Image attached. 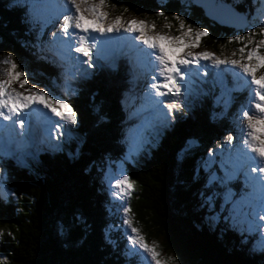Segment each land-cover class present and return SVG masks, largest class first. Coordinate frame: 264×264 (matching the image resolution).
<instances>
[{"label": "trees", "instance_id": "trees-1", "mask_svg": "<svg viewBox=\"0 0 264 264\" xmlns=\"http://www.w3.org/2000/svg\"><path fill=\"white\" fill-rule=\"evenodd\" d=\"M216 1L244 14L248 26L242 31L218 26L191 0L189 6L181 0H108V5L121 15L159 19V25H175L173 17L180 15L186 24L209 33L201 47L222 55L243 46L229 43L234 36L259 30L264 0ZM26 3L32 0H0V47L60 92L78 122L67 126L59 150L30 148L22 163L0 157V260L6 264H151L143 252L128 246L122 228L128 219L147 242L155 240L184 264H264L261 236L255 229L249 233L242 216L226 221L229 213L221 212L229 189L239 199L243 179L229 181L227 188L216 179L225 175L217 150L228 146L218 145L228 135L236 145V119L240 109L247 107L249 92L241 79L233 80L224 68L218 78L206 70L202 84L198 79L185 92L186 99L181 94L184 111H174L167 118L160 113V119L141 129L129 147L127 99L131 104L135 92L127 58L137 53L136 48L123 40V46L128 45L115 65L96 63L86 75L63 83L62 72L47 51L51 26H41L38 32V25L26 23L18 7ZM159 12L165 15L157 16ZM254 18L257 24L251 23ZM209 149L214 156H209ZM116 166L135 185L130 200L109 193ZM225 167L231 170L230 164ZM125 208L130 211L125 213ZM217 215L218 219H211Z\"/></svg>", "mask_w": 264, "mask_h": 264}, {"label": "snow or ice", "instance_id": "snow-or-ice-1", "mask_svg": "<svg viewBox=\"0 0 264 264\" xmlns=\"http://www.w3.org/2000/svg\"><path fill=\"white\" fill-rule=\"evenodd\" d=\"M107 3L108 0H64L61 4L57 0V3L53 5L50 0H32L31 4L26 3L18 7H22L25 22L30 25L44 26L48 23H58V31L51 33L53 42L65 46L69 53L74 51L79 54L76 60L86 63L88 68L95 67L97 60L108 59V54L101 47L105 42H97L93 33L106 36L123 30L125 33L134 34L131 37L132 40L140 41L151 50L145 52L133 45L139 56L152 65V80L156 82L152 83L150 88L154 90V95L146 93V96L155 104L156 110H159L161 105L167 109L166 118L173 117L174 111L183 112L185 109V105L179 99L185 90V85L181 83L187 78L184 69L198 64L201 59L211 60L215 67L230 65L232 68L239 69L243 77L247 78L244 79V85L249 92L248 105L241 109V119L247 122L245 126H241L243 146H233L228 149L227 160L221 161V168L224 169L225 175L216 179L227 188L229 181L243 176L244 185L239 193V199H236L237 194L229 189L221 205V212L229 213L224 217L226 221L233 220L237 214L242 216L248 231L255 229L256 234L264 237V22H261L258 31L253 30L247 35H236L229 41V43L237 42L243 45L232 53L234 57L238 53L239 58L221 59L207 51L199 53L191 51L197 48L202 38L209 33L204 28H193L192 25L186 24L180 15L174 16L173 19L178 23V31L181 34L168 35L156 32L154 23L149 24L143 20L124 21L119 16L110 20L109 13L103 11ZM156 15L163 17L165 14L159 12ZM164 27L170 30L172 25L166 23ZM257 35L262 38L254 39ZM73 38H75L74 43ZM79 57H83L84 60L80 61ZM0 64L7 66L3 71L4 78H0V121L5 122L3 129L8 134V142L14 146L13 156L17 151H23L32 136L31 129L28 127V117L34 106L42 107L58 118V121H64L68 125L77 124L76 112L62 98H54L44 89L36 90L35 87L27 89V94L12 87L13 84H19V87L23 89L28 80L26 72L18 70L20 66L11 53L0 60ZM169 96L176 98L166 104L163 99H156ZM17 127L19 133L16 132ZM51 129L55 130L56 138L59 139L63 131L61 124L52 122ZM48 134L49 136L52 134L50 129ZM233 140L234 137L228 135L224 144L218 147L224 148L225 144L233 145ZM214 155L215 151L209 149V156ZM226 164L231 165L230 171L225 167ZM113 187L118 189L121 195H130L132 181L127 175H123L122 178L115 180ZM229 204L232 208L227 207ZM209 207L211 208L212 205L209 204ZM124 211L127 213L130 209L125 208ZM218 218V215L211 217V219ZM124 224L131 227L132 222L125 219ZM231 226L234 229L237 228L235 223ZM240 230H244L243 225H240ZM2 235L3 230L0 229V236ZM129 241L147 254L152 264H169V261L173 259H160L156 246H150L145 237L140 234V230L135 227H131ZM261 251H264V248ZM0 264H6V261L0 260Z\"/></svg>", "mask_w": 264, "mask_h": 264}, {"label": "rangeland", "instance_id": "rangeland-1", "mask_svg": "<svg viewBox=\"0 0 264 264\" xmlns=\"http://www.w3.org/2000/svg\"><path fill=\"white\" fill-rule=\"evenodd\" d=\"M181 1L186 6H189L188 5L189 4L188 3L189 0H181ZM59 2L61 4H63L64 0H59ZM103 11H106V12L109 13V19L110 20L114 19L117 16L121 17V19L124 20V21L132 20V19L143 20V21H145V22H147L149 24L154 23L156 25V29L155 30L158 33H164V34H168V35H180L181 34L178 31L179 25H178L177 22H176L175 25H173L171 23H168V22H164L161 25H159L157 23V21L159 19H151L150 20L149 18L138 17V16H135L134 14H130V13H126V14L121 15V14L117 13L116 9L111 8L108 5V3L104 7ZM166 23L172 25L170 30L164 27V25ZM251 23L252 24H257V19L254 18ZM38 28H39L38 32H41V26L38 25ZM58 29H59V24L56 23L52 32H56V31H58ZM52 32H49V34L46 35L47 36L46 39L47 40L50 39L51 42H52V45L50 46V48L48 46L47 51H49V53L55 54L56 58L60 59V61L63 64L64 68H67L69 66L70 70L67 71L68 73L65 74L66 79L68 80V79L75 78L74 76L76 74H81L82 73V74L86 75V71H88L87 70V68H88L87 64L86 63H80V62H78L76 60V58H77V56L79 54L75 53L74 51L69 53L68 49L65 46L59 44L58 42H53V38L51 36ZM93 35L96 36L97 42L98 41H104L105 42L103 45H101V47L104 48L106 53L108 54V59H100V60L96 61L100 65H107V66L115 65L116 60L121 56L122 51L128 45V44H126L123 47V44H122V47H120V41L124 40V39H128L129 40V45L130 46H132L133 44H137V45L141 46V48L143 50L151 51L150 49H147L140 41L132 40L131 37L134 34L125 33V32H123V30H121V32H119V33H112V34H108L106 36H100L98 33H93ZM117 38H120V39L117 41L116 40ZM74 42H75V38H73V43ZM200 44H202V42H200ZM200 44H199V46L197 48L191 49V51H193L194 53L207 51V52L213 53L215 56H217V57H219L221 59H224V58H239V54L238 53H237V55L235 57L232 55V53L235 52L236 50H234L233 52H229L228 50H226L224 54L220 55L217 52H214L212 50L205 49V48L201 47ZM165 46L167 48V45H165ZM249 47H251V45H249ZM60 49L63 50L62 53L59 51ZM111 50L113 51V54H112ZM0 53H1L0 54V60H3L11 52L8 51L6 47L2 46V47H0ZM63 56H64L65 59H62ZM133 57L136 58V63H135L134 70L135 71L137 70V72L141 71L143 73V74H141V77H139L140 75H138V73H137V77H135V78H140L141 79V80H137L136 79V82H139V83L135 84L136 86L134 87L135 97H136V91H137L140 94V98H139L140 99V104H142V107H140V109L143 110L145 106L149 107L151 112L147 113V117H150L149 119H154L152 117L153 116V112H158V111L162 112L164 108L161 105L159 110H156L155 104L152 102V100L148 96H146V93L154 95V90L150 88V85L152 83L156 82V81L152 80V74H153L152 73V65L150 63H147L145 65H141L143 63L140 62L139 57H137L136 55H133ZM13 59L20 66L18 70H24L26 72V74H27L26 78L28 80V83L25 86V88H23V89L20 88L19 84H13L12 85L13 88H15L17 91L25 92V94H27V89L35 87L36 90L44 89L48 94L52 95L54 98L55 97L62 98L60 92H59V95H58V93H56L55 91L51 90L53 88V86H52V88H50L45 82H43V81H41V79H39V77L41 76L39 73L30 72L29 68L26 67L25 65H22L21 63H19L14 58V56H13ZM79 60L83 61L84 58L83 57H79ZM138 66L141 67V69H138ZM6 68H7L6 65L0 64V78H4L3 77V71ZM146 68H148V69H146ZM222 68H224V70H225V72L227 74H232L233 75L232 76L233 80L238 81L237 77L240 78L241 79V85L244 87V79H247V78L243 77V74L239 72V69L232 68L230 65H221L219 67H215V66H213V63H212L211 60L201 59L198 64H194L191 67H189L187 69H184V71L187 73V78H186L185 81L181 82L182 84L185 85V90L182 92V95H183L182 98L186 99L185 92L187 90L190 91V89H193L192 86H191L192 83H190L193 80L192 79L193 75L191 73L192 71L197 73V72L200 71V69H203V71L211 70L213 72L214 76H217V78H218V77L221 76V72L223 70ZM92 69H94V67ZM205 77H206V75H203V77L201 78L202 79V80H200L201 84L203 83V79ZM134 83H135V81H134ZM144 96H145V98H144ZM175 98L176 97L169 96L167 98L157 97L156 99H163L164 103L166 104V103L170 102L171 99H175ZM180 98H181V95L179 96V99ZM64 101H66V100H64ZM127 103L129 105H131L129 103V97L127 99ZM246 104L248 105V98H247ZM129 111H130V108L128 106L127 113H129ZM238 117L239 118L236 119V120H237V123L239 122V124H238V126H239L238 136L239 137H238L237 144L235 146H241L242 147L243 143H242V139H241V126H245L247 122L243 121L241 119V109H240ZM149 119H146V121L143 122V123H139V122L136 123V120H135V123H133L132 125H128V127H127L128 130H129L128 131V135L125 133V139H126L125 142H127V140H128V142L126 143L127 146H129V147L132 146V144L136 140L135 135L140 134L141 129L143 131L144 128L147 127L146 125H147V122L149 121ZM52 122H59L61 124L62 128H63V131L60 133L59 139L56 138L55 130L51 129V123ZM4 123L5 122L0 121V152H2L5 156L12 157L11 159L14 161V163L17 162V161L20 162L22 160H18V159L19 158L22 159L21 156H22L23 153L21 151H19L18 154L15 155V156H10L11 155L10 154L11 151L9 149H5V150L3 149V146L6 143V141H7L6 139H7V136H8L7 132L3 129V124ZM67 126H68V124H66L64 121H58V118L52 116V114L50 112H47L45 109H43L42 107H39V106H34V108L31 110L30 116L28 117V127H30L31 132H32V136L30 138L31 139V143H32L33 134H34L32 127H34L37 130H39L38 131V135H40L42 133L45 136L46 144H44L42 142V149L45 150L46 147H47L48 150L51 151V152L59 150L61 140L63 139L64 136L67 137V133H68ZM149 128L152 129L151 127H149ZM49 129L51 130V133H52L51 136H49V134H48L49 133ZM16 132L19 133V128L18 127L16 128ZM130 133H132V134H130ZM31 143H30V145H31ZM56 145H58V147H53V146H56ZM27 147H29L28 143L24 146L23 151L25 150V148L27 149ZM231 148H233V146L232 145H228V146H226V149H221V150L218 149L217 150V151H219V155H220V158H221V159L219 158L220 161L221 160L222 161L227 160L225 158L223 159V157L226 156V158H228V149H231ZM128 149L129 148H127V150ZM121 169L122 168L120 166H116L115 169H114L113 174L110 175V178H109V180H110V182H109L110 183V191H109V193H111L113 195V198H115L114 195H116L117 197H119V196L127 197L128 200H130V197L132 196V194H134L135 185L132 184V191H131L130 195H121L119 190L115 189L113 187V185L115 184V180L117 178H122V176L125 175V173L123 171H121ZM233 181H235V180H233ZM131 227H133V226L131 225ZM131 227H129L128 225L124 224V222L122 223V228H126V231H127L126 232V235H127V241L126 242H127L128 246L130 248H135V249L140 250V252H142V250L139 249L138 246H134L129 241V236L131 235ZM249 233H250V231H249ZM261 238L264 240V237H261ZM147 243L150 246H152V245L156 246V250L159 253V258L160 259L168 260V258H173L171 261H169V264H184V262H182L181 259L178 256H176L173 252L167 251V250L164 251V249L162 248V245L160 243L156 242L155 240H151L150 242H147ZM142 255L148 260V262L150 261V263L152 264L151 259L149 257H147V254L143 253Z\"/></svg>", "mask_w": 264, "mask_h": 264}, {"label": "water", "instance_id": "water-1", "mask_svg": "<svg viewBox=\"0 0 264 264\" xmlns=\"http://www.w3.org/2000/svg\"><path fill=\"white\" fill-rule=\"evenodd\" d=\"M195 7L200 8L208 20L218 26L242 31L248 26L247 18L230 5L215 0H191Z\"/></svg>", "mask_w": 264, "mask_h": 264}, {"label": "bare ground", "instance_id": "bare-ground-1", "mask_svg": "<svg viewBox=\"0 0 264 264\" xmlns=\"http://www.w3.org/2000/svg\"><path fill=\"white\" fill-rule=\"evenodd\" d=\"M135 45V44H134ZM25 183V182H24Z\"/></svg>", "mask_w": 264, "mask_h": 264}]
</instances>
